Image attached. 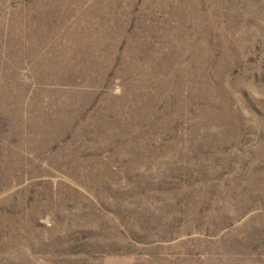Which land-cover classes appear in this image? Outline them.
<instances>
[{"label": "rangeland", "instance_id": "rangeland-1", "mask_svg": "<svg viewBox=\"0 0 264 264\" xmlns=\"http://www.w3.org/2000/svg\"><path fill=\"white\" fill-rule=\"evenodd\" d=\"M0 264H264V0H0Z\"/></svg>", "mask_w": 264, "mask_h": 264}]
</instances>
